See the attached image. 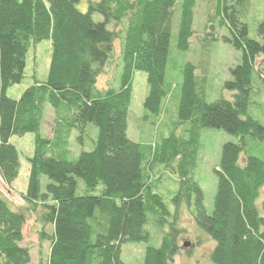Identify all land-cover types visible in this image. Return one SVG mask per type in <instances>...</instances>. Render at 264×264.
<instances>
[{
    "label": "trees",
    "instance_id": "16d2710c",
    "mask_svg": "<svg viewBox=\"0 0 264 264\" xmlns=\"http://www.w3.org/2000/svg\"><path fill=\"white\" fill-rule=\"evenodd\" d=\"M79 3L0 0V180L5 186L12 185L21 169L10 140L33 137L23 205L12 209L0 193V264H29L22 231L27 216L34 214L42 225L38 240L49 242L46 264H123V246L148 244V228L160 232V243L146 247L142 264H170L179 254L183 206L197 230L214 243L211 264H264V159L253 155L248 144L264 142V125L249 115L252 95L259 85L264 87L256 69L257 59L264 57V22L257 24L258 40L251 39L241 21L248 0H212L206 20L218 18L231 35L225 41L241 53L222 86L229 97L207 103L205 79L186 63L175 86L174 128L179 133L173 131L152 146L127 136L133 76L146 75L143 109L161 117L173 93L166 81L172 28L176 49L189 51L196 0H89L85 12L79 11ZM95 15L103 22L94 21ZM119 25L120 35L110 29ZM117 39L118 87L99 90L98 77ZM43 41L51 48L46 78L33 80L18 99L8 98V89L24 79L30 45ZM45 105L54 114L50 138L41 133ZM88 126L96 130L91 149L70 158L72 133H78L81 143ZM204 129L237 139L221 148L209 214L194 180ZM44 178L48 183L41 191ZM164 179L177 187L173 212L156 192ZM46 226L52 228L50 235L44 233Z\"/></svg>",
    "mask_w": 264,
    "mask_h": 264
},
{
    "label": "rangeland",
    "instance_id": "374dc122",
    "mask_svg": "<svg viewBox=\"0 0 264 264\" xmlns=\"http://www.w3.org/2000/svg\"><path fill=\"white\" fill-rule=\"evenodd\" d=\"M89 0H80L78 9L85 12ZM98 1V0H91ZM212 0H196L194 24V34L191 39L190 49L187 52H180L176 49V28H172L169 47V59L166 68V81L172 86V97L166 99L164 103V113L161 117H154L143 109V102L147 95L148 88L146 75L141 72L134 73L132 100L127 117V136L136 143L159 144L175 129L177 122V107L179 93L175 86L180 84L181 70L186 63H191L196 67V74L203 77L206 81L205 99L207 103L216 101L221 95L229 97V94L222 90L223 84L231 79L230 70L240 61L241 53L236 51L232 45L225 40L231 38L228 28L220 24V20H206L208 12H212ZM96 22H103L99 15L93 16ZM248 27V36L258 40L256 27L260 22H264V0H248L244 17L241 20ZM110 28V27H109ZM120 35L122 25L112 27ZM120 52L121 40L114 42V52L112 58L103 68V72L98 77L97 88L99 90L109 87H118L120 74ZM51 57L50 42L43 41L31 44L26 61L24 79L20 85L8 89L7 97L18 99L21 93L30 85L33 80L42 81L46 78ZM256 69L260 80H264V57L256 61ZM179 88V87H178ZM249 115L264 125V87L258 86V92L251 97ZM54 114L50 106L45 105V112L42 122V135L50 138L52 134ZM175 127V128H174ZM87 134L82 142H78L77 132L72 133L70 139L71 157L77 158L81 151H89L92 147L91 142L95 140L96 130L88 126ZM20 155L21 169L18 178L11 186H5L0 180V193L10 204L12 209H19L23 205L21 195L27 188L29 165L27 159L33 153V137L30 134L22 138L13 137L10 140ZM226 143H237V139L227 135L223 131L204 129L201 131L199 150L197 153V166L194 173V180L200 187L203 194V206L207 214L212 210L213 199L216 191V176L214 171L218 168L221 148ZM250 152L264 159V142L248 141ZM48 183L44 178L41 181V191L43 186ZM158 185V183H157ZM79 193L82 189L79 182ZM157 193L161 194L167 208L173 212L174 206L171 202L173 193L177 191L176 184L169 179H164L158 185ZM264 190L262 191L263 195ZM39 217L34 215L27 216V222L23 228V241L21 246L29 249V264H46L49 254V242L39 241L38 233L42 229ZM178 227L182 230L181 239L178 241L179 254L170 264H211L209 253L214 243L203 233L197 230L194 220L188 209L181 207L178 215ZM164 231H168L167 228ZM52 228L46 226L44 233L50 235ZM150 239L148 244H129L122 248L121 259L123 264H142L144 252L147 246H158L160 241L155 228H148ZM159 232V233H158ZM189 243L185 248L183 244Z\"/></svg>",
    "mask_w": 264,
    "mask_h": 264
},
{
    "label": "water",
    "instance_id": "95a60500",
    "mask_svg": "<svg viewBox=\"0 0 264 264\" xmlns=\"http://www.w3.org/2000/svg\"><path fill=\"white\" fill-rule=\"evenodd\" d=\"M184 246H185V247H187V246H188V244H185Z\"/></svg>",
    "mask_w": 264,
    "mask_h": 264
}]
</instances>
